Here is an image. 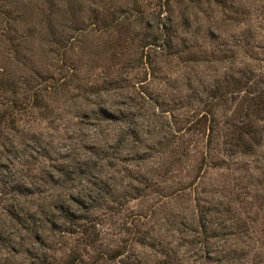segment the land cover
<instances>
[{
  "label": "rangeland",
  "instance_id": "374dc122",
  "mask_svg": "<svg viewBox=\"0 0 264 264\" xmlns=\"http://www.w3.org/2000/svg\"><path fill=\"white\" fill-rule=\"evenodd\" d=\"M32 1L27 21L50 26L61 0ZM96 3L119 22L53 55L79 88L31 122L43 154L16 165L30 194L0 183V207L18 204L40 238L0 211V264H264V0ZM70 17L51 21L58 41ZM159 18L164 50L144 46Z\"/></svg>",
  "mask_w": 264,
  "mask_h": 264
},
{
  "label": "trees",
  "instance_id": "16d2710c",
  "mask_svg": "<svg viewBox=\"0 0 264 264\" xmlns=\"http://www.w3.org/2000/svg\"><path fill=\"white\" fill-rule=\"evenodd\" d=\"M165 4V2L162 3L161 8H165ZM101 8L96 0H92L87 8H81L78 0H61L56 8L57 12L48 22L50 26H44L39 21L40 25L27 21L28 14L33 15L39 10L34 8L32 0H27L25 3L20 0H0V183L4 186L8 183L11 191L16 192V196L28 194L31 192L28 185L34 186L33 180L27 182L19 180L17 175L22 170L16 168V165L27 166L29 169L34 155L42 156L43 154H40L37 149L39 147L34 142L36 136L31 122L44 118L51 112L50 102L54 92L79 88L77 85L74 86L75 83H69L72 69L67 70L64 59H58L53 55L55 53L64 55L67 49L76 43L73 40L78 39V36L101 33L119 22V19L106 21V13L102 12ZM64 14L72 17L66 19L69 25L64 28L61 39L58 41L50 30L52 25H56L51 21L53 19L57 21L58 17ZM99 14H102V18L98 17ZM171 17H167L166 20H171ZM122 19L121 17L120 20ZM85 21H88L89 25H83ZM152 28L153 30L156 28L153 41H146L144 46H152L158 50L170 47L167 37L174 32L168 29L167 22L159 21ZM49 36L53 37L49 38ZM44 57L45 61L42 60ZM89 88V83L84 82L81 92L86 94ZM74 95L77 97L78 93ZM89 96L88 93L83 95L82 101L89 102L90 106L93 104L100 109V100H94ZM110 106L113 107V105ZM93 114L95 117L84 114L82 118H89L93 123L99 122L101 118L97 117L96 113L93 112ZM202 116L194 117L193 122H200ZM121 120L128 122L126 119ZM88 134L91 135L95 144L100 145L97 129ZM238 139L240 141L237 145L243 146L241 151L246 152L252 147L246 136L240 135ZM16 184H19L18 187ZM22 187H26L27 190ZM72 199L75 201V198ZM0 211L12 218L11 223L20 224L28 230L33 241L39 240L40 235L34 233V228L23 224L25 222L22 217L23 209L18 204L10 203L6 207L3 205ZM36 259L29 258V264H46L45 259L40 262H36ZM80 260L79 256L72 254L65 264H78Z\"/></svg>",
  "mask_w": 264,
  "mask_h": 264
}]
</instances>
